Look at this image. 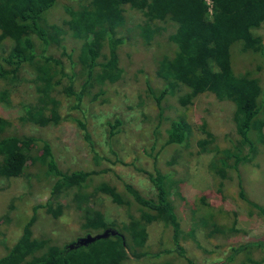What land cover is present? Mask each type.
Listing matches in <instances>:
<instances>
[{"label": "trees", "instance_id": "1", "mask_svg": "<svg viewBox=\"0 0 264 264\" xmlns=\"http://www.w3.org/2000/svg\"><path fill=\"white\" fill-rule=\"evenodd\" d=\"M59 1L0 0V82L19 83L25 66L36 72L35 102L26 107L20 121L34 128L58 126L62 118L57 91L73 99L72 108L78 109L85 97L98 100L104 86L122 78L117 52L122 40L117 37V29L123 27L127 9L138 11L149 22L169 23L174 27L169 36L174 50L156 70L164 87L157 93L146 83L155 106L156 128L163 129L165 136L162 147L182 146L192 132L185 116H173V109L192 106L202 94L232 102L237 143L222 150L214 145L210 169L221 180L236 174L238 198L264 219V208L246 197L239 175L240 165L250 162L264 145V42L254 33L264 22V0H90L86 5L79 4V8L64 5L62 26L47 25L45 15ZM67 34L79 41L70 53L61 44L62 36ZM53 46L61 47L69 73L60 57L51 54ZM77 66L82 73L78 92L72 85ZM63 80L68 85L62 86ZM171 98L175 104L169 102ZM76 123L92 146L85 123ZM120 125L118 117L108 122L109 138L119 133ZM205 127L201 125L200 129L204 135L198 143L201 151H208L214 141ZM13 131L12 124L0 120V178H19L30 166H37L54 181L48 200L33 207L30 221L0 257V264H125L129 259L137 264H166L152 262L154 255L145 249L147 227L157 221L172 231L175 259L198 264L179 242L180 226L172 205V192L179 188V182L169 174L155 170L148 177L155 191L153 197L143 196L127 183L122 184L123 193L107 182L96 186L95 193H103L128 208L127 223L117 227L104 220L93 193H82L98 172H64L48 142ZM92 153L94 160L101 161L98 153ZM71 193L70 200L64 199ZM74 205L85 216L87 233L108 229L116 234L74 248L70 245L75 246L78 239L59 246L34 237L32 227L38 210L57 219ZM257 253H264V233L249 243L231 246L223 259L211 264H233L240 257L241 264H259L254 261Z\"/></svg>", "mask_w": 264, "mask_h": 264}, {"label": "rangeland", "instance_id": "2", "mask_svg": "<svg viewBox=\"0 0 264 264\" xmlns=\"http://www.w3.org/2000/svg\"><path fill=\"white\" fill-rule=\"evenodd\" d=\"M89 1L60 0L46 13L45 23L62 26L64 5L79 8V4L86 5ZM173 29L169 23L149 22L138 11L127 9L123 27L117 29V37L122 40L117 51L122 78L104 86L98 100L87 96L78 109H74L73 99L57 91L55 97L61 103L62 118L58 126L34 128L22 123L20 118L26 107L35 102L33 80L36 72L25 66L19 83L0 82V120L12 124L14 133L36 136L48 142L62 171L98 172L82 193H93L104 220L117 227L127 223L128 208L103 193H95L96 186L107 182L123 193L122 184L127 183L143 196L153 197L155 191L148 177L155 170L169 174L179 182V188L172 192V205L180 226L179 242L196 263L211 264L223 259L231 246L261 237L264 219L238 198L236 174L221 180L210 169L214 145L222 150L237 143L232 102L218 101L210 94H202L192 106L173 109V116H185L192 132L182 146L162 147L165 136L163 129L156 128L155 106L146 83L157 93L164 87L165 82L157 77L156 70L158 63L174 50L169 39ZM149 30L151 34L146 33ZM254 33L264 42V22ZM61 44L65 52L70 53L79 41L67 34L62 36ZM5 48H9V42L5 43ZM61 53V47L53 46L51 54L60 57L69 73V63ZM81 79L82 73L77 66L72 84L76 92L80 89ZM66 85L68 81L63 80L62 86ZM169 102L175 104L173 98ZM115 117L121 121L117 128L119 133L109 138L107 124ZM77 120L85 123L92 146L83 138ZM201 125H205L214 137L208 151H201L198 144L204 138ZM92 151L99 154L101 161L93 159ZM239 175L246 197L264 208V145L250 162L240 165ZM53 181L37 166H30L19 178H0V257L21 235L23 226L33 215V207L48 200ZM71 197L72 193L64 199L70 200ZM84 221L83 212L75 205L57 219L38 210L32 230L35 238L59 246L86 235L102 233L101 230L87 233ZM147 231L145 249L154 255L152 262L183 264L175 259L172 231L167 225L157 221L148 225ZM242 260L240 257L233 264H241ZM255 260L264 264V253H257ZM125 264L137 263L129 259Z\"/></svg>", "mask_w": 264, "mask_h": 264}, {"label": "water", "instance_id": "3", "mask_svg": "<svg viewBox=\"0 0 264 264\" xmlns=\"http://www.w3.org/2000/svg\"><path fill=\"white\" fill-rule=\"evenodd\" d=\"M116 233L112 230H105L102 233L96 234V235H86L85 237L79 238L75 242V246L70 245V248H74L76 246H87L91 243H94L97 240L100 239H106L109 235H115Z\"/></svg>", "mask_w": 264, "mask_h": 264}]
</instances>
